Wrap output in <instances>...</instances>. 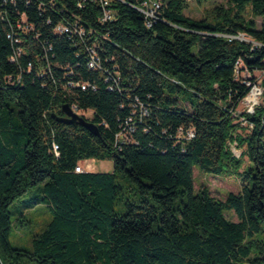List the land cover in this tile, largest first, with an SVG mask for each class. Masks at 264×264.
<instances>
[{"label": "trees", "instance_id": "1", "mask_svg": "<svg viewBox=\"0 0 264 264\" xmlns=\"http://www.w3.org/2000/svg\"><path fill=\"white\" fill-rule=\"evenodd\" d=\"M141 2L110 0L102 21L91 0H0V264H264V99L237 113L250 88L235 71L239 59L264 71V45L223 36L264 44V0H227L200 19L186 0H163L150 26ZM66 103L99 135L61 122ZM89 159L114 170L76 173ZM195 167L235 174L240 191L194 193ZM38 183L51 220L17 247L10 206Z\"/></svg>", "mask_w": 264, "mask_h": 264}, {"label": "rangeland", "instance_id": "2", "mask_svg": "<svg viewBox=\"0 0 264 264\" xmlns=\"http://www.w3.org/2000/svg\"><path fill=\"white\" fill-rule=\"evenodd\" d=\"M187 16L200 19L208 15L209 11L217 4H226L227 0H211L209 2H199L198 0H186ZM260 74V73H258ZM183 98V94H181ZM264 99V96H263ZM260 105V104H259ZM258 105V106H259ZM245 105L240 104L237 113L245 111ZM257 107V106H256ZM255 107V108H256ZM255 111V110H254ZM246 112V111H245ZM80 114H83L80 112ZM92 111L86 112V117H91ZM232 149L237 156H240L242 150L232 145ZM247 159V158H246ZM93 171L95 172H113L114 165L112 160H95ZM83 165L86 162L83 161ZM194 193H198L202 185H206L213 196L225 200L229 192L238 193L240 191V180L235 174H210L204 173L199 168H194ZM44 183H38L31 187L26 193L14 200L10 206L12 231L10 241L17 247L28 248L32 245L33 236L43 231L51 220V214L47 207L40 202L42 188ZM226 215L233 221H238V217L233 210H227ZM28 264L34 263L25 260Z\"/></svg>", "mask_w": 264, "mask_h": 264}, {"label": "built area", "instance_id": "3", "mask_svg": "<svg viewBox=\"0 0 264 264\" xmlns=\"http://www.w3.org/2000/svg\"><path fill=\"white\" fill-rule=\"evenodd\" d=\"M98 2L102 7H103V16H102V21H108L111 19L112 14L111 10H109L107 7L109 6L110 0H91ZM163 0H143L137 8L139 11H141L144 15L145 18L148 20V25L150 26L152 22L158 18V11L162 7ZM257 24L259 25L260 28H264V16H260L256 19ZM56 31L60 33H79L80 35L84 33L83 28H77V27H72L66 24H59L56 27ZM227 37L229 40L232 39H239L241 41H245L248 43H251L252 45L255 46H263L264 44L259 41L253 40L251 37L246 36L243 33H240L238 35H223ZM90 54L91 61L89 62V66L92 68H96L98 63V55L97 51L95 48L91 47L88 48L87 50ZM15 57H12V60H14ZM243 67V62L241 59L237 61L236 64V74L238 75L237 77L241 76V79L243 82H245L250 90L248 94L242 99L240 104L245 105L244 109L248 113H253L255 110V107L261 104L264 96V88L262 86V81L264 79V71L263 70H256V71H251L248 68H245L244 70L241 71V68ZM241 73V75H240ZM260 73V74H258ZM82 88L85 89L86 86L85 84L82 85ZM239 104V105H240ZM73 111H75L77 114L82 113L76 106L71 107ZM133 131V129L131 130ZM195 135L193 129H188L185 130L184 128L180 127L178 130V136L183 137L186 139H191ZM125 134L121 133L118 134L117 137L119 139L124 138ZM53 150L56 154H58V145L54 144ZM95 160H84L86 162V165H83V161L79 162V164L75 167V172L76 173H84V172H90L93 171L94 165H95Z\"/></svg>", "mask_w": 264, "mask_h": 264}, {"label": "water", "instance_id": "4", "mask_svg": "<svg viewBox=\"0 0 264 264\" xmlns=\"http://www.w3.org/2000/svg\"><path fill=\"white\" fill-rule=\"evenodd\" d=\"M63 112L65 114L64 117L60 118L59 120L64 123H75V122H80L82 123L86 128H88L92 133L95 135H99V129L97 125L83 116L77 114L73 109L70 107L69 104H64L63 105Z\"/></svg>", "mask_w": 264, "mask_h": 264}]
</instances>
